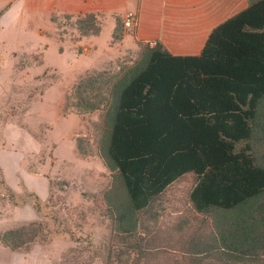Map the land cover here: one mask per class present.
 Instances as JSON below:
<instances>
[{
    "label": "trees",
    "instance_id": "1",
    "mask_svg": "<svg viewBox=\"0 0 264 264\" xmlns=\"http://www.w3.org/2000/svg\"><path fill=\"white\" fill-rule=\"evenodd\" d=\"M99 157L122 264H264V0L198 56L147 47L113 87ZM187 176L188 209L163 223V196Z\"/></svg>",
    "mask_w": 264,
    "mask_h": 264
},
{
    "label": "crops",
    "instance_id": "2",
    "mask_svg": "<svg viewBox=\"0 0 264 264\" xmlns=\"http://www.w3.org/2000/svg\"><path fill=\"white\" fill-rule=\"evenodd\" d=\"M248 5L249 0H0L4 93L18 81L34 88L46 84L47 104L72 119L63 146L73 158L96 157L113 87L150 43L174 56H198L212 31ZM129 13L137 15L132 28L124 26ZM35 139L30 152L39 145Z\"/></svg>",
    "mask_w": 264,
    "mask_h": 264
},
{
    "label": "rangeland",
    "instance_id": "3",
    "mask_svg": "<svg viewBox=\"0 0 264 264\" xmlns=\"http://www.w3.org/2000/svg\"><path fill=\"white\" fill-rule=\"evenodd\" d=\"M1 77L0 264H122L102 199L112 176L99 151L88 159L71 157L61 140L72 119L47 104L46 84L18 81L4 93ZM30 138L39 143L33 152ZM194 185L187 176L163 196V223L188 209ZM10 231L19 234L7 244L2 237ZM15 243L17 250L10 246Z\"/></svg>",
    "mask_w": 264,
    "mask_h": 264
},
{
    "label": "built area",
    "instance_id": "4",
    "mask_svg": "<svg viewBox=\"0 0 264 264\" xmlns=\"http://www.w3.org/2000/svg\"><path fill=\"white\" fill-rule=\"evenodd\" d=\"M137 23V15L136 13H129L126 18H125V21H124V26L126 28H132L136 25ZM157 45L156 42H153V43H150V46L151 47H155Z\"/></svg>",
    "mask_w": 264,
    "mask_h": 264
}]
</instances>
